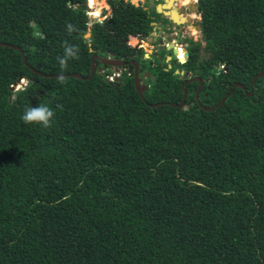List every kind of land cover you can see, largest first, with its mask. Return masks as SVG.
Segmentation results:
<instances>
[{"label":"trees","instance_id":"obj_1","mask_svg":"<svg viewBox=\"0 0 264 264\" xmlns=\"http://www.w3.org/2000/svg\"><path fill=\"white\" fill-rule=\"evenodd\" d=\"M107 3L90 19L86 0H0V42L20 47L0 46V264H264V0H198L210 57L175 68L209 78L205 107L243 86L210 111L196 82L176 106L183 77L127 43L144 12ZM109 52L149 71L142 95L128 71L86 78ZM39 104L50 128L21 120Z\"/></svg>","mask_w":264,"mask_h":264},{"label":"flooded vegetation","instance_id":"obj_2","mask_svg":"<svg viewBox=\"0 0 264 264\" xmlns=\"http://www.w3.org/2000/svg\"><path fill=\"white\" fill-rule=\"evenodd\" d=\"M132 4L144 12L143 15L148 21L147 34L143 37H138L135 46H132L142 48L144 58H148L152 65H158L165 70L173 69V72L177 69L180 77H183L182 84L196 82L195 93L199 90V94L203 90L204 83L209 78H201L197 73L175 68L177 62L188 63L191 54L197 56L198 68L202 61L209 58L203 56V52L208 53V49L203 38L202 10L198 5V0H136ZM103 10L101 9V13H103ZM175 49L176 51H174ZM194 49L195 52H193ZM107 57L114 61L119 60L123 64L117 66L103 65L101 66L103 69L121 68L122 72H124L131 67L132 70L128 72L133 75V62L137 61H127L115 56H108V54ZM213 66L218 70L221 67L218 61L214 62ZM226 68L227 65L224 64L223 69ZM146 72L149 71L139 68L140 77L144 76ZM198 79L202 80V85H200ZM206 94L204 92V95Z\"/></svg>","mask_w":264,"mask_h":264},{"label":"water","instance_id":"obj_3","mask_svg":"<svg viewBox=\"0 0 264 264\" xmlns=\"http://www.w3.org/2000/svg\"><path fill=\"white\" fill-rule=\"evenodd\" d=\"M88 10L90 11V7L88 8ZM89 36H90V32H87V33L84 35L85 38H88ZM0 46H10V47H12L13 49L20 50V47H18V46H13V45H9V44L4 43V42H0ZM174 51H176V49H175ZM108 55H109V56H114L113 53H110V52L108 53ZM23 60H24V62H26V59H25L24 57H23ZM97 60L100 61L101 64H103V65H112V66L114 65V66H117V65H122V64H123V63H122L121 61H119V60L114 61V60L108 59V57H101V56H99V55H95V56L93 57V59H92V63H91V67H90V73L87 75L86 78H91L92 75L95 73V71H96L98 74H101V73H102L103 68L100 67V66H97V64H96V61H97ZM133 65H134V67H133V77H134V85H135V89H136V91H137L139 94L142 95V92L145 91L146 88H147L146 85L142 82V78H145V77L149 76V72H146L144 76H141V77H140V76H139L138 63H137V62H133ZM131 70H132L131 67L128 68V71H129V72H130ZM177 72H178V70H177ZM186 74H187V73H186ZM66 75H71V76L76 77V78H82V75H80V74H78V73H72V74H66ZM56 76H64V75H56ZM258 77H264V72H260V73L256 74V75L253 77V79L251 80V85L254 84V82L256 81V79H257ZM22 78H23V77H19V78L17 79V81L14 82V83L10 86V90H11V91L16 90V88H17V86L19 85V83L21 82V79H22ZM84 78H85V77H84ZM118 79H119V78H117V80H118ZM151 79H154V76H151ZM198 80H199V82H200V85H202V83H203L202 80H201V79H198ZM235 87H241V88H243V86H242L241 84H239V83H234V84L232 85L231 90H230L229 92H227V93L225 94V96H224V97H223L218 103H216L215 105H213V106H211V107H205V106H202V104L200 103V101H199V99H198V92H199V90L196 91V93H195V98H196L198 104L200 105V107H201L202 109H204V110H206V111H210V110H213L214 108L220 106V105L226 100V98H227V97H228V96L234 91ZM182 88H183V97H182L181 101L176 105V106H178V107H182V105L184 104L185 99H186V97H187V90L184 88V84L182 85ZM249 95H252V92H250ZM152 106H153V105H152ZM171 106H174V104H171Z\"/></svg>","mask_w":264,"mask_h":264},{"label":"clouds","instance_id":"obj_4","mask_svg":"<svg viewBox=\"0 0 264 264\" xmlns=\"http://www.w3.org/2000/svg\"><path fill=\"white\" fill-rule=\"evenodd\" d=\"M87 2V0H86ZM132 4V3H131ZM88 5V4H87ZM109 5V4H108ZM110 12V11H109ZM107 12V13H109ZM103 13H101V16H102ZM106 15L103 14V18H105ZM73 30L72 26L69 25L68 26V31L71 32ZM88 32H90L88 30ZM130 38L131 37H134L135 39H138V36L136 35H130L129 36ZM128 37V38H129ZM127 43L129 44L128 40H127ZM130 45V44H129ZM132 46V45H131ZM76 53H77V50L72 47V46H68V45H65L64 47V56L63 57H58V62H59V65L61 67V69H65L67 67V61L71 58H75L76 57ZM109 56V55H108ZM105 57V56H103ZM107 57V56H106ZM103 65V64H102ZM220 66V65H219ZM101 67V66H100ZM105 69V68H104ZM103 69V70H104ZM109 70H111V72H109V74H106V75H111L113 73V69L115 71H118V75L117 77L115 78V80H117V78H119L120 76V73L122 72V69L121 68H107ZM102 70V72H103ZM150 75V74H149ZM148 77V76H147ZM146 77V78H147ZM145 78V79H146ZM108 79V77H107ZM109 81H115L114 79H108ZM144 80V79H143ZM142 80V82H143ZM22 81H24V79L22 78ZM21 81V82H22ZM27 83H25L24 85H26ZM252 92V95H253V91H250ZM249 92V93H250ZM248 93V95H249ZM252 95H249V96H252ZM186 100V99H185ZM185 103V102H184ZM184 105V104H183ZM182 105V106H183ZM203 106V105H202ZM53 117H54V111L53 109H51L50 107H48L47 105L45 104H39L35 107L33 106H29L25 109L23 115L21 116V120L27 125V124H35V125H40L44 128H50L52 126V120H53Z\"/></svg>","mask_w":264,"mask_h":264},{"label":"rangeland","instance_id":"obj_5","mask_svg":"<svg viewBox=\"0 0 264 264\" xmlns=\"http://www.w3.org/2000/svg\"><path fill=\"white\" fill-rule=\"evenodd\" d=\"M124 1H129L130 3H135L136 2V0H124ZM97 4L93 7V9H94V11H95V9H98L99 10V14L97 15V16H95L94 14H93V12L90 10H88V8H89V6L87 5L88 4V0H87V2H86V7H87V14L89 15V17H90V19H102L103 18V16H101V9H104L106 12H109L110 11V6L108 5V3H107V0H102V1H100V0H97ZM132 38V37H131ZM130 37L128 38V42H129V44L130 45H133V46H135V44H131L130 43V39H131ZM134 38V37H133ZM149 49V48H148ZM211 52L210 51H208V53L207 52H203V56H205V57H210L209 56V54H210ZM147 60H148V58H146ZM152 59H155V58H152ZM147 60H146V65H147ZM176 66V65H175ZM178 66V65H177ZM179 67V66H178ZM221 67H224V65L223 66H221ZM182 69V68H181ZM177 70V69H176ZM175 70V74H179V72H177ZM212 70V69H211ZM117 75H118V71H115L114 69H113V79L115 80V78L117 77ZM146 78V77H145ZM146 80H147V78H146ZM145 79H144V81L145 82H147ZM21 81H22V79H21ZM25 83H27V81L24 79V81H22V82H20L19 83V85L17 86V88L16 89H20V88H22V87H24L25 85ZM144 83V82H143ZM145 84V83H144Z\"/></svg>","mask_w":264,"mask_h":264},{"label":"built area","instance_id":"obj_6","mask_svg":"<svg viewBox=\"0 0 264 264\" xmlns=\"http://www.w3.org/2000/svg\"><path fill=\"white\" fill-rule=\"evenodd\" d=\"M106 77H108V79H113V73L111 75H106Z\"/></svg>","mask_w":264,"mask_h":264}]
</instances>
